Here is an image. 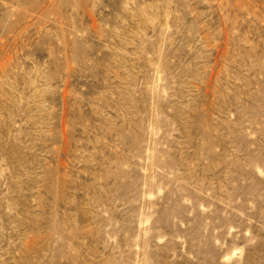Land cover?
Listing matches in <instances>:
<instances>
[{"label":"rangeland","instance_id":"obj_1","mask_svg":"<svg viewBox=\"0 0 264 264\" xmlns=\"http://www.w3.org/2000/svg\"><path fill=\"white\" fill-rule=\"evenodd\" d=\"M0 264H264V0H0Z\"/></svg>","mask_w":264,"mask_h":264}]
</instances>
